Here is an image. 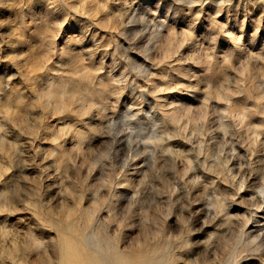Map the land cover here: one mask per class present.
Returning <instances> with one entry per match:
<instances>
[{
    "label": "rangeland",
    "instance_id": "374dc122",
    "mask_svg": "<svg viewBox=\"0 0 264 264\" xmlns=\"http://www.w3.org/2000/svg\"><path fill=\"white\" fill-rule=\"evenodd\" d=\"M0 264H264V0H0Z\"/></svg>",
    "mask_w": 264,
    "mask_h": 264
}]
</instances>
